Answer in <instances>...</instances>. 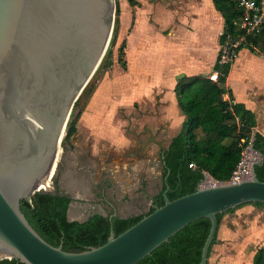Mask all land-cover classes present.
<instances>
[{
	"label": "water",
	"instance_id": "95a60500",
	"mask_svg": "<svg viewBox=\"0 0 264 264\" xmlns=\"http://www.w3.org/2000/svg\"><path fill=\"white\" fill-rule=\"evenodd\" d=\"M115 14V0H0V261L138 264L185 227L207 218L211 230L201 264H208L218 215L264 204L258 153L249 179L213 183L205 174L210 185H202L203 180L193 193L173 201L165 195L162 207L151 201L152 213L119 236L112 229L99 247L66 252L30 225L21 202L46 192L42 187L56 174L72 110L108 50ZM251 151L256 152L252 146ZM65 195L83 197L71 190ZM73 208L71 203L68 221L88 220V215L72 217Z\"/></svg>",
	"mask_w": 264,
	"mask_h": 264
},
{
	"label": "trees",
	"instance_id": "16d2710c",
	"mask_svg": "<svg viewBox=\"0 0 264 264\" xmlns=\"http://www.w3.org/2000/svg\"><path fill=\"white\" fill-rule=\"evenodd\" d=\"M128 2L133 7L138 5L137 0ZM214 4L225 19L220 44L223 45L228 37L239 38L243 34L240 27L242 12L229 0H214ZM120 14V6L116 4L114 34L119 32ZM248 43L251 49L264 54V30L259 35L250 36ZM124 49L123 44L118 58L120 64H126L123 59ZM109 51L110 48L108 53ZM231 64L221 66L217 81L195 75L181 78L176 85L178 105L185 115V120L181 132L172 139L165 153L166 174H170L163 193L167 191V197L171 201L193 193L204 180L205 174H209L215 181L228 182L248 146H252L263 157L262 163L256 167V172L258 178L264 182V136L260 133L254 134L257 127L255 116L243 105L231 106L223 100V96L227 94L224 85ZM80 116L78 114L74 121L69 122L65 141L77 133ZM242 139H245L244 143L241 142ZM191 163H194L196 168H191ZM72 201V198L59 192H40L30 200H23L21 210L30 225L46 242L55 247L62 245L64 251L73 253L104 245L112 229L115 235L119 236L154 211L151 209L146 214L128 219L116 216L112 223L110 215L104 216L100 213L90 216L83 223L70 222L67 214ZM156 204L159 207L165 204L163 194L157 197ZM250 205L264 207L261 203ZM225 214L218 215L219 227ZM210 230L209 219L197 220L138 264H201L202 250ZM218 232L210 248L208 264L213 247L217 243ZM0 264L22 263L16 260H2ZM252 264H264V247L256 250Z\"/></svg>",
	"mask_w": 264,
	"mask_h": 264
},
{
	"label": "rangeland",
	"instance_id": "374dc122",
	"mask_svg": "<svg viewBox=\"0 0 264 264\" xmlns=\"http://www.w3.org/2000/svg\"><path fill=\"white\" fill-rule=\"evenodd\" d=\"M115 1L119 4L122 14L126 0ZM154 2H157L158 11L161 10L160 17L167 21L170 2ZM116 18L115 14V21ZM114 30L108 47L110 53L107 50L96 73L72 110L70 122L74 121L78 114L81 115L77 125L78 133L68 143L73 146L70 144L66 149L62 146L58 165L63 162L64 156L70 161L79 159L88 162L92 173L94 172L93 180L102 182L107 179L113 183L109 190V199L119 200L117 203L121 216L139 215L148 210L150 201L147 194L151 196L155 194L156 188L161 187L163 174L161 150L151 143L145 131L151 129L155 138L167 148L172 139L181 132L185 116L163 107L160 95L155 89L147 91L137 99L121 98L124 91L121 90V74L127 69L128 39L127 36L123 37L120 28L118 34H114ZM167 33L168 29H164L165 37ZM160 42L162 46V41ZM123 44V59L126 64L118 62ZM217 66L218 61L215 68ZM133 132L141 133L142 137L136 138ZM246 156L252 160H260V156L251 150L246 149ZM70 181L77 183L72 179ZM70 181L67 182L69 185ZM212 182L215 183L214 180ZM210 184L211 180H204L202 185ZM55 191L56 186L51 185L46 192ZM250 207L249 211L246 209L249 206L239 209L230 222V214L223 217L222 228L213 247L211 264H252L253 251L256 247H264V207ZM98 211L106 216L111 214V210L101 204H98ZM84 215L86 214L80 204L71 210V216L75 219H81Z\"/></svg>",
	"mask_w": 264,
	"mask_h": 264
},
{
	"label": "crops",
	"instance_id": "0c3cea01",
	"mask_svg": "<svg viewBox=\"0 0 264 264\" xmlns=\"http://www.w3.org/2000/svg\"><path fill=\"white\" fill-rule=\"evenodd\" d=\"M137 1L138 5L133 7L126 0L125 11L120 15V31L128 39L121 98L137 99L155 89L163 107L184 117L178 105L176 85L185 76L216 74L224 16L216 9L214 0H168L170 10L166 21L160 17L161 10L158 11L155 0ZM159 7L162 8L160 4ZM164 29H168L167 37L163 35ZM224 87L235 104L254 114L257 123L254 134L264 136V54L249 46L242 48L231 64ZM247 206L249 211L254 205L243 207ZM243 207L225 214H230L228 222ZM221 228L220 225L217 240Z\"/></svg>",
	"mask_w": 264,
	"mask_h": 264
},
{
	"label": "flooded vegetation",
	"instance_id": "af4514ba",
	"mask_svg": "<svg viewBox=\"0 0 264 264\" xmlns=\"http://www.w3.org/2000/svg\"><path fill=\"white\" fill-rule=\"evenodd\" d=\"M77 125H78V123H77ZM145 132H147V134L149 135V140L151 141V143L153 142V144H156V146L159 148V150H161L160 158H161V164H162V170H163L162 185H161V187H158L155 189V194H153L151 196L147 194V199L150 201V203H151V201H153L154 204L156 206H158L156 204L157 197L160 194H163V196H165V195L167 196V191L164 193H163V191H164V185L167 181V178H168L170 172H168L166 174L165 153L168 151L171 143L169 144V146L167 148H164L162 143L159 142L155 138V134L151 129H146ZM77 133H78V131H77ZM77 133L75 135H73L68 141H65V138H64L62 146L65 149L68 146L70 147L72 145L71 143H70L71 145L68 143L71 142V140H73L75 138ZM133 133H134V136L136 138L142 137L141 133H137V132H133ZM148 148H149V145L147 146V149ZM62 161L63 162L59 163L56 174L54 175L53 179L50 182V186L51 185L56 186V191L53 193L59 192L61 195H65L66 192H68V190H69L66 183H67V181H69L68 179H72V180L78 182L79 184L83 185L87 191L86 195L85 196L83 195V197L81 199H78V200L72 199L73 200L72 203H74V207H75V205L80 204L81 207L83 208V212H85V214L90 217L96 213H100L103 215V213L98 211V204H101V205H103V207H108L111 210L110 211L111 212L110 217L114 216V215L121 216V212L119 211L118 203H117L118 199L117 198L115 200L109 199V190L113 187L112 182H110L107 179L103 180L102 182H96L95 180H93V178H95L94 172L92 173V170L90 168V164L88 162H82L79 159H75L74 161H70L69 159H67V157L65 158V156H64V159ZM150 203H149V205H151ZM150 210H151V206L148 207V210H146L145 213H141L139 215L146 214ZM82 214H84V213H82ZM139 215L135 214V215H128V216L131 218V217H135V216H139Z\"/></svg>",
	"mask_w": 264,
	"mask_h": 264
},
{
	"label": "built area",
	"instance_id": "2783aa9c",
	"mask_svg": "<svg viewBox=\"0 0 264 264\" xmlns=\"http://www.w3.org/2000/svg\"><path fill=\"white\" fill-rule=\"evenodd\" d=\"M237 9L242 12V22L240 27L243 34L239 38L228 37L226 42L220 46L218 56V66L216 67V74L210 77L211 80L217 81L221 66L233 63L238 57L240 48L251 45L248 43L250 36L259 35L264 30V0H229ZM236 24V23H235ZM223 100L229 102L231 106L235 103L228 95L223 96ZM242 143L245 139L241 140ZM246 149L251 150V146L245 148L242 160L237 168L234 170L228 182H241L251 177V164L252 159L246 156ZM191 168H196L194 163L190 164ZM217 181H215L216 183Z\"/></svg>",
	"mask_w": 264,
	"mask_h": 264
},
{
	"label": "bare ground",
	"instance_id": "6f19581e",
	"mask_svg": "<svg viewBox=\"0 0 264 264\" xmlns=\"http://www.w3.org/2000/svg\"><path fill=\"white\" fill-rule=\"evenodd\" d=\"M60 156V155H59ZM69 181L71 180V179H68ZM69 181H67V182H69ZM73 181V180H72ZM70 183H71V181H70ZM78 183V182H77ZM77 183H71V185H69V183H66V185L68 184V186H69V190H71V191H75L76 193H79V194H81V195H86V188L83 186V185H81V184H77ZM67 186V187H68ZM50 187V185H49V183H48V185L47 186H43L42 187V190L45 188L46 190L48 189Z\"/></svg>",
	"mask_w": 264,
	"mask_h": 264
}]
</instances>
